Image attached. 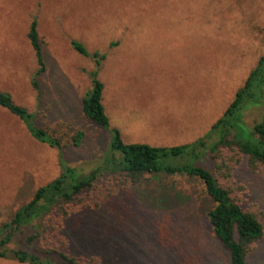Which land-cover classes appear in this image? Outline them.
Here are the masks:
<instances>
[{
    "label": "rangeland",
    "instance_id": "1",
    "mask_svg": "<svg viewBox=\"0 0 264 264\" xmlns=\"http://www.w3.org/2000/svg\"><path fill=\"white\" fill-rule=\"evenodd\" d=\"M32 17L45 65L37 76L39 98L27 38ZM71 40L104 52L102 100L110 129H119L124 141L191 142L222 114L264 53V0H0V90L62 140L61 146L36 140L0 107V224L55 178L61 163L84 174L101 166L110 129L82 115L94 63ZM263 114L264 107L251 109L246 120ZM77 129L85 137L74 145L69 136ZM200 163L214 171L209 155ZM124 177L96 174V185L112 180L113 189L98 207L65 222L70 255L100 264H231L212 236L206 213L213 202L199 179L145 174L131 183ZM232 188L264 223V168L251 170L242 161ZM246 262L264 264V237ZM0 264L28 263L0 258Z\"/></svg>",
    "mask_w": 264,
    "mask_h": 264
},
{
    "label": "trees",
    "instance_id": "2",
    "mask_svg": "<svg viewBox=\"0 0 264 264\" xmlns=\"http://www.w3.org/2000/svg\"><path fill=\"white\" fill-rule=\"evenodd\" d=\"M27 38L37 62L31 84L39 98L37 76L45 65L36 17H32ZM71 46L94 63L89 72L90 88L80 99L82 115L92 124L110 129L102 100L104 84L98 76L104 52L90 51L78 40H71ZM0 107L17 116L36 140L61 146L60 137L36 126L34 115L1 90ZM263 107L264 53L222 114L202 136L191 142L173 145L126 142L119 129H110L101 166L84 174L61 163L59 174L36 188L31 198L0 224V258L28 264H100L96 257L85 259L70 255L62 231L70 217L86 207H98L110 195L112 180L103 185L94 183L96 174L107 170L125 176L131 183L138 182L145 174H181L199 179L213 202L206 213L212 236L228 251L231 264H246L248 255L264 237V223L258 212L242 205L240 198L233 194L232 185L234 172L242 161L251 170L264 168V114L253 123L246 120L247 111ZM84 137V131L77 129L69 139L79 145ZM206 155L210 156L214 171L200 163ZM11 243H15L13 248L9 247Z\"/></svg>",
    "mask_w": 264,
    "mask_h": 264
}]
</instances>
